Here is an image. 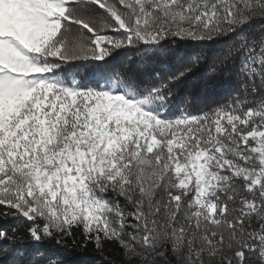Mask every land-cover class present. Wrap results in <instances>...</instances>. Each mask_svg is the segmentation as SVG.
Returning <instances> with one entry per match:
<instances>
[{
  "label": "snow or ice",
  "instance_id": "6c2138e0",
  "mask_svg": "<svg viewBox=\"0 0 264 264\" xmlns=\"http://www.w3.org/2000/svg\"><path fill=\"white\" fill-rule=\"evenodd\" d=\"M206 43L238 88L193 113ZM0 221L21 264H264V0H0Z\"/></svg>",
  "mask_w": 264,
  "mask_h": 264
},
{
  "label": "trees",
  "instance_id": "16d2710c",
  "mask_svg": "<svg viewBox=\"0 0 264 264\" xmlns=\"http://www.w3.org/2000/svg\"><path fill=\"white\" fill-rule=\"evenodd\" d=\"M254 28H256L255 24L249 31ZM222 47L221 44L206 43L189 50L192 55H199L200 63L194 68V75L187 83L174 90L176 103L181 101L190 103L191 110L195 113L203 106L223 102L231 94L232 89L238 88L235 79L228 74H224L223 81L220 80V73L216 74L215 80L209 75V70L222 56ZM161 58L165 61V65L169 63L174 65L178 62L171 57V50L167 56ZM148 71H152V69H148ZM0 226L8 229L13 227L23 229V223L20 221L8 223L0 221ZM76 241L77 243H73L71 238L66 241L67 247L62 253L65 264H110L111 261L119 259V248L115 244H106L104 252L101 253L92 243L83 246L79 237L76 238ZM13 248L14 244L11 242H0V264H21L23 256L17 255Z\"/></svg>",
  "mask_w": 264,
  "mask_h": 264
}]
</instances>
